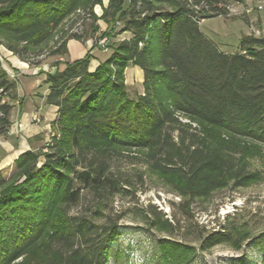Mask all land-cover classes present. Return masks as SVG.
I'll return each mask as SVG.
<instances>
[{
  "label": "trees",
  "instance_id": "trees-1",
  "mask_svg": "<svg viewBox=\"0 0 264 264\" xmlns=\"http://www.w3.org/2000/svg\"><path fill=\"white\" fill-rule=\"evenodd\" d=\"M227 4L108 0L97 17L93 9L102 0H0V43L28 62L79 11L92 20L94 40L132 34L110 42V55L94 72L90 54L66 60L67 41H85L86 34L55 42L51 55L63 60L52 64L46 80L45 103L58 108L51 143L44 153L22 154L8 179L0 172V264H106L116 223L99 225L92 212L69 210L85 196L99 206L129 191L131 184L114 173L119 158L140 154L187 204L259 180L247 157L264 148V38L243 35L236 52L223 53L199 26L225 16ZM98 20L107 28L95 37ZM129 66L143 72V93L134 98L125 83ZM0 90L16 99L1 60ZM11 108L0 107V134L10 126ZM163 226L171 224L165 220ZM237 235L228 223L207 234L202 248L240 249Z\"/></svg>",
  "mask_w": 264,
  "mask_h": 264
},
{
  "label": "rangeland",
  "instance_id": "rangeland-1",
  "mask_svg": "<svg viewBox=\"0 0 264 264\" xmlns=\"http://www.w3.org/2000/svg\"><path fill=\"white\" fill-rule=\"evenodd\" d=\"M104 1L102 0L100 6L102 13ZM261 1L263 0H228L227 6L242 12L246 8H255ZM96 10L99 12L98 7ZM93 12L96 13L95 9ZM84 16L85 14L79 11L65 21L53 33L48 47L40 56L28 55L29 62L18 56L17 58L33 67L52 65L57 59L61 60L62 58L51 55L55 49L54 44L76 33L78 26L81 27L80 34H86L87 39H93L92 20ZM199 26L203 35L212 41L219 51L234 53L238 50L239 40L243 35L258 37V31L260 36H264V10L252 11L248 15L229 13L225 16H211L200 21ZM104 39L107 45L108 38L92 40L93 44L88 53L94 50L110 55L109 49L103 51L98 46V42ZM3 52L16 56L1 42V58ZM127 90L130 97H136L137 83L134 81ZM9 94L10 92H5L3 95L5 104L13 101L9 99ZM52 133L51 129L45 145L51 143ZM40 149L41 153L46 152L44 146ZM37 153H40V150ZM132 156L119 158L112 163L117 179L131 184L127 193L109 198L99 206L94 199L85 196L79 206L69 210L70 215H89L92 212L91 220L99 225L116 223L118 236L111 242L106 264H262L264 148H260L259 153L247 157L250 169L259 173V180L248 187H227L215 191L207 201L194 200L189 204L157 174L148 170L140 154ZM14 171L12 166L2 174L8 179ZM95 210L99 212L96 213ZM153 212L159 214L152 215ZM165 220L171 224L169 231L163 229ZM228 223L238 229L239 235L234 240L240 244V249H234L231 245L203 249L202 239L214 231L220 232L222 226Z\"/></svg>",
  "mask_w": 264,
  "mask_h": 264
},
{
  "label": "crops",
  "instance_id": "crops-1",
  "mask_svg": "<svg viewBox=\"0 0 264 264\" xmlns=\"http://www.w3.org/2000/svg\"><path fill=\"white\" fill-rule=\"evenodd\" d=\"M108 5V0L104 1V8ZM99 8L97 12L96 8ZM97 17L102 15L100 6L94 7ZM99 32L98 36L104 32L107 25L102 21H97ZM132 38L131 33H123L116 38L108 39L107 46L110 42H119L120 40H128ZM94 39L89 38L85 41L69 40L67 41V57L68 62H74L83 58L86 54H90L92 59L89 65V72H94L98 66L108 58V54L103 52L88 53L92 47ZM110 50V49H109ZM2 65L10 80L15 82L16 99L9 102L10 125L21 123L24 128L19 135L0 134V172L3 173L6 169L13 166L14 162L24 153L29 151H37L45 146L48 141L49 131L56 122L58 108L45 103V97L49 93V85L46 83L47 75L55 71L52 65L29 66L28 63L21 61L17 56L10 52L2 53ZM62 60V59H61ZM60 60V61H61ZM134 81L138 85V95L143 93V72L136 66H129L125 70V83L128 89ZM37 114L40 118V123H34L33 115Z\"/></svg>",
  "mask_w": 264,
  "mask_h": 264
},
{
  "label": "built area",
  "instance_id": "built-area-1",
  "mask_svg": "<svg viewBox=\"0 0 264 264\" xmlns=\"http://www.w3.org/2000/svg\"><path fill=\"white\" fill-rule=\"evenodd\" d=\"M225 10H226V15H229L230 14H234V15H237V14H245V15H248L250 14L252 11H263L264 10V0L261 1L257 6H255V8H246L244 9L242 12H240L239 10L233 8V7H229V6H226L225 7ZM202 21V20H201ZM79 28H77L76 30V33L77 34H80V30H81V27L78 26ZM257 38H264V36H260V33L257 31ZM105 41V42H104ZM98 46L103 50V51H107V45H106V40H101L98 42ZM0 60H2V58L0 57ZM3 95H5V92H3L2 90H0V107L5 104V102L3 101ZM3 117V113L0 111V118ZM33 122L35 123H39L40 122V119L38 117L37 114L33 115V118H32ZM23 128V125L21 123H16L14 126H10L8 128V134H18ZM53 136V133L51 134V137Z\"/></svg>",
  "mask_w": 264,
  "mask_h": 264
}]
</instances>
